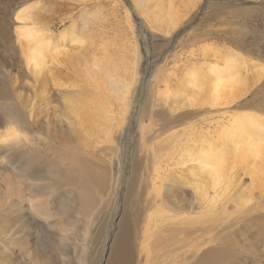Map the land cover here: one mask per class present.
<instances>
[{
  "label": "rangeland",
  "instance_id": "rangeland-1",
  "mask_svg": "<svg viewBox=\"0 0 264 264\" xmlns=\"http://www.w3.org/2000/svg\"><path fill=\"white\" fill-rule=\"evenodd\" d=\"M157 1L0 0V138H6L5 143L13 138L12 127L30 113L29 120L38 122L41 135L61 145L60 134L71 137L67 120L82 114V102L90 101L81 86L92 89L107 83L102 67L107 60L116 68V49L133 55L138 45L141 56L135 86L128 94L131 104L123 139L111 136L82 152L98 182L105 180L109 190L102 205L89 212H94L91 220L86 221L79 200L73 209H64L68 201L64 205L57 194L70 192L67 187L46 191L30 186L31 176L58 161L55 149L27 142L24 128L20 134L27 143L4 146L12 145L0 154L4 157L0 159V264H41L47 256L54 264H63L64 254L72 264H80L83 258L86 264H105L124 213L131 165L143 160L160 141L169 161H163V167L156 161L155 166L162 169L157 181L166 204L185 200L193 208L192 262L264 264V165H255L253 157L242 156L244 152L234 153L229 142L227 148H219L225 154V176L216 190L193 159L210 141L219 144L232 121L244 116L264 119V0H176L177 6L181 1L180 7L190 12L188 17L180 13L182 21L171 33L160 24L167 14H162ZM22 26L36 30L34 40L26 38ZM50 37L53 51L45 53L46 65L37 78L27 64L26 52ZM95 50L98 57L92 54ZM233 64L236 67L229 70ZM212 67L221 70L226 85L217 103L210 102L216 78L209 71ZM127 75L131 82V68ZM7 105L9 111L4 110ZM70 106L82 110L71 114ZM10 114L15 123H6ZM156 133L160 137L153 139ZM174 133L172 144L166 137ZM148 139L152 140L145 145ZM182 159L189 161L181 164ZM15 181H20V188L9 195L8 185ZM214 197L219 201L210 208ZM138 202L134 200L135 208ZM32 204L49 208V221L35 214ZM167 249V243L152 248L149 264L159 260L163 264ZM144 254L147 257L145 250Z\"/></svg>",
  "mask_w": 264,
  "mask_h": 264
},
{
  "label": "bare ground",
  "instance_id": "bare-ground-1",
  "mask_svg": "<svg viewBox=\"0 0 264 264\" xmlns=\"http://www.w3.org/2000/svg\"><path fill=\"white\" fill-rule=\"evenodd\" d=\"M180 2L181 1H179V5L181 6ZM157 3V5L162 8V14H167V18L160 24L163 28H165L166 31L170 33L175 31L178 22L182 21L179 20V17L182 16L180 15L181 12H185L184 15H186L187 17L189 16L190 11H185V9H183L182 7L177 6L178 2H176V0H158ZM17 17L18 19H22L20 18V13L17 14ZM22 31L23 34L26 35V38H33V40L35 39L37 34L36 30H34L33 27H23ZM52 39L53 38L50 37L46 40V43L44 41H37L35 45L31 48V50H28L26 52L27 54L25 58L27 59V64L35 75V77L37 78L38 75L41 73L42 68L46 65L44 63V60L46 59L45 53L53 51ZM139 48L140 47L136 45L133 55H130L126 50H124V48L116 49L113 52V56H116L114 58L116 60L113 61L115 63L114 65H116V68H112V66L107 63V60V66L102 67V72L107 79V81L105 82L107 83H104L103 85H100L98 87L93 86L94 88L92 89H86V87H82L80 85L81 93L86 92V99L89 98L90 101L87 100L85 102H82L83 106L78 103L79 106H81V108L83 109V111H81L83 113H78L75 115V117H69V119L67 120V125L70 128L71 137L60 134V141L62 143L61 145H57L53 141H49L48 139H46L48 137L45 138L43 135H41V132L39 131L40 129H36V123L38 125V122L35 119L33 121L29 120L32 115L30 113L27 114L30 115V117L27 118L28 120H25V116V118H23L24 120H20L19 125H17L16 123L12 127V130L14 132L13 136L11 137L13 138L9 141V143H5L7 141L6 138H0V154L2 152L4 153V150H8L12 145L15 146L17 144L27 142L34 145L44 144L50 149H55V153H57V156L59 157L58 161L54 160L55 162L49 164L47 163V165L40 172V174L33 177L31 176L30 178L34 181V183L31 182L32 184L30 186L34 190L44 189L46 191L56 189L59 190L61 186L67 187L68 189H70V192L64 194V191H59V194H57L59 195L60 202L62 201L65 205V203L68 201L67 204L64 206V209H67L68 207H71V209H73L75 201L79 200V202H81L80 209L81 211H83L86 221L91 220V217L93 216L94 212H89H92L93 209L102 205V203L104 202V196L106 194V191L109 190L107 189L105 180H100L98 182V177L96 176L95 171L91 167H89L86 162L87 160H84L83 153L84 151H89V148L93 146L96 147V145H98L99 143L111 140L112 137L118 138L119 140L123 139V135L125 134L124 130L126 128L125 120H127L125 119V116L128 117L127 114L129 113V106L131 104V102L129 101L130 97L128 94L135 86V81L137 80L135 74H137V71H139L138 68L141 58ZM95 52L97 51L95 50L94 52H92V54L94 53L95 56L100 54L99 52H97L99 54ZM113 56H109L107 54L105 57H107L108 60H111L110 58H113ZM233 67H236L235 64L228 66V69L231 70ZM129 68L132 69L131 82L128 81L127 75V69ZM209 69V71H211L212 73L215 72L216 75L215 81L212 85L214 86V89L210 96V102L212 101L214 103H217L220 97L222 98L220 94L222 93V91L225 90L226 85H223L224 80H222V74L219 68L218 70L216 68L214 69L213 67ZM41 84L43 85V82ZM42 85L41 87L44 86ZM94 93L99 95L96 96ZM69 94L73 95L75 94V92L72 90L69 92ZM29 107L32 108L31 105ZM9 108L10 106L7 105L4 107V110L7 111ZM70 108L69 111L71 110V114H75L78 110L81 109L80 107L75 108L71 106ZM68 113L69 112H67L66 114ZM255 117L256 116H250L247 118L246 116L245 118L244 116L238 121L237 119L236 121H232L233 125H231L229 129L225 126L228 130H225L223 132L222 138L220 139L221 142H218L219 144H216L217 142L215 141H210L208 146L199 150V154L196 155L195 158H193L194 162H197L195 163L197 164L196 168H199L198 170L201 169L210 177L212 181V187L214 189L217 190V188L222 184L223 177L225 176V154H222L221 149L219 148H227V146H229L227 145L229 144V142H231V146L235 151L234 153L239 154L241 152H244L245 154H242V156L247 155L253 157V159L256 161L255 165H264V119L259 120L256 119L257 117ZM7 120L8 121H6V123H15L12 114H10ZM15 120L17 121V119ZM89 124H91V127L89 126ZM93 127L95 129H93ZM21 128L28 130V133L25 134V137L28 140L27 142L22 141V136L20 134L22 133ZM97 129H99V131ZM93 130H95L96 132ZM31 131L34 133V135L32 134V136L30 135ZM176 136L177 135L174 133L166 138L173 140V144L174 140L176 141ZM159 137L160 134L156 133V135H154L152 138L156 139ZM151 140L152 139L146 140L145 145L146 143L149 144ZM10 143H13L12 145H10V147H4L8 146L7 144ZM162 145L163 143L162 141H160L158 144L154 145L152 150H147L145 155L146 157L143 160H138L134 162L133 165H131V173L129 178L130 181L128 182V186L126 187L125 193L126 199L123 209L124 213L123 215H121V219L117 224L118 230L117 232H115V236L113 237V243L110 247L109 255L105 264H149V259H151V249L157 248L158 245H162L165 243L168 244V249L166 250L164 257V259H166L165 261L163 260V264H199L197 262H192V254H190L191 250L189 248V239L190 234L192 233L190 225L191 223H193L192 220L194 219L190 216L192 213L190 209L192 210L193 208H191V206H189L188 204L189 202L185 200L180 201L181 203L168 206L166 204V197L161 192L162 185L158 184L157 181L159 177H161L160 171H162V169L161 166H155V164L157 163L156 161H158L163 167V161L167 160L165 159L166 155L162 153V151H165V148H163ZM1 157L4 158L3 155H1ZM2 161H4V159ZM188 161L189 160L185 159L181 162V164H185ZM16 171H19V169H17ZM255 174L256 176L258 175V169L255 170ZM227 178L230 181H228V183H231L233 180L232 175H229ZM35 180H41L43 181V183L35 182ZM254 180L256 181L257 179ZM19 182L15 181L8 185L7 191L9 195L15 194L18 191V189L20 188ZM115 186L116 179L113 186L111 185V191L115 189ZM137 187L138 193L136 194ZM198 188H195L196 192L199 190ZM136 197H138V199H136ZM218 199L219 197H216L215 200L211 202L210 208H214L216 206V203L219 201ZM134 200L136 202L139 201V204H137L136 208L133 205ZM31 209L35 214L41 216L42 218H44V220L46 219V221H49V218L52 216L51 210L47 207L41 208L32 204ZM172 210H174V212ZM139 231L141 233V237ZM152 237L155 238V240H151ZM151 242L155 244L151 246ZM144 250L147 253V257H145ZM210 252H214V250H211ZM44 259V262H41V264H54L53 259H51L49 256ZM62 259L63 264H72L71 260L67 258L66 254L63 255ZM159 261H156V263L155 261L151 263L159 264ZM80 264H86L85 258H83V260H80Z\"/></svg>",
  "mask_w": 264,
  "mask_h": 264
}]
</instances>
